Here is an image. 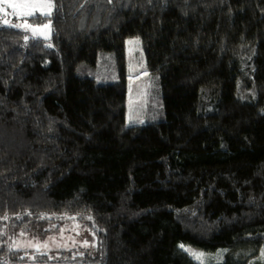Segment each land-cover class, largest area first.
I'll return each instance as SVG.
<instances>
[{"label":"trees","instance_id":"trees-1","mask_svg":"<svg viewBox=\"0 0 264 264\" xmlns=\"http://www.w3.org/2000/svg\"><path fill=\"white\" fill-rule=\"evenodd\" d=\"M52 3L26 18L48 41L0 21V237L79 220L94 253L1 246L0 264H264V0ZM132 38L160 95L141 125ZM105 56L117 82L95 81Z\"/></svg>","mask_w":264,"mask_h":264},{"label":"rangeland","instance_id":"rangeland-1","mask_svg":"<svg viewBox=\"0 0 264 264\" xmlns=\"http://www.w3.org/2000/svg\"><path fill=\"white\" fill-rule=\"evenodd\" d=\"M14 4L15 7L8 4L0 5V7L4 8V11L0 12V21L2 23L4 20H8L10 24H23L24 20H27V17L33 16L29 15V13H39L43 15L44 12L48 11L47 0H14ZM43 25L44 24L32 25L33 27L27 30L24 28L21 29L25 31L29 37L48 41L50 38V28H44ZM33 28L37 29L35 33L33 32ZM124 70L128 102L126 108L127 124L141 125L146 121H150L154 116L155 121L158 120V117H160V114H158L160 104L156 102V100L160 99V95L158 94V83L154 78L149 76L146 70L142 45L137 38L127 39L126 41ZM94 72L96 73V83H114L119 79L118 68L114 64V60L109 56L103 58L102 65L99 64L94 69ZM150 108H152V110ZM78 221L75 220L68 225H64V227L53 221L38 228L36 231L23 233V235H21L22 232H19L20 230L15 229L13 231L5 228L1 232L3 243L0 237V247H6V249H8L7 251H12L13 248L18 250L37 251L36 245H42L47 241V248L41 247L39 251L47 254L51 252L53 255H59L65 253L66 250H81L79 252L75 251L71 259L82 256L80 255L81 253H83V255H91L94 253L93 245H95L96 242L95 237L84 225H80ZM85 240L89 242L88 247L84 246ZM29 241H31V246L29 245ZM57 244L61 245V247L57 248ZM186 247L198 253L196 249L188 246ZM82 249H86V251L84 252ZM201 260H204L203 256L199 259V261ZM74 262L79 263L77 260Z\"/></svg>","mask_w":264,"mask_h":264},{"label":"snow or ice","instance_id":"snow-or-ice-1","mask_svg":"<svg viewBox=\"0 0 264 264\" xmlns=\"http://www.w3.org/2000/svg\"><path fill=\"white\" fill-rule=\"evenodd\" d=\"M3 4H8V5H11V6L15 7L14 0H0V5H3ZM47 7H48V11L44 12L43 15L50 17L52 15V9L54 7V5L52 3V0H47ZM3 11H4V8L3 7H0V12H3ZM29 15H34V14L33 13H29ZM3 24L4 25H8L11 28H15V29L24 28L25 30H27L28 28L33 27L32 25L28 24L27 20H24L23 24H18V23H16V24H10L8 20H4L3 21ZM50 24H51V21H49L48 24H44L43 27L44 28H50ZM36 30L37 29L33 28V32L34 33H35ZM45 38H47V37H45ZM24 40L25 41H28L29 40V36L28 35H25L24 36ZM48 47H51V45H48ZM17 218L19 219L20 217H17ZM41 218H44V217L42 216ZM4 219L6 220V219H8V217L5 216ZM89 219H91V217H89ZM21 235H23V233H21ZM50 239H54V238H50ZM29 245L31 246V241H29ZM47 246H48L47 245V241H45L42 245L37 244L36 245L37 251H39V249L41 247L47 248ZM84 246L85 247H88L89 246V242L87 240L84 241ZM56 247L59 248V247H61V245L57 244ZM65 247H66V245H65ZM93 247H95V245H93ZM179 247L181 249H183L184 251L189 252L191 255L194 256V258H196L198 260L203 256V253H196L192 249L186 248L183 244H181ZM80 255H83V253H81ZM50 259H51V257H50Z\"/></svg>","mask_w":264,"mask_h":264}]
</instances>
